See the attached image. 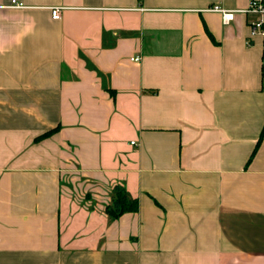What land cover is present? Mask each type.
Masks as SVG:
<instances>
[{"label":"crops","instance_id":"obj_1","mask_svg":"<svg viewBox=\"0 0 264 264\" xmlns=\"http://www.w3.org/2000/svg\"><path fill=\"white\" fill-rule=\"evenodd\" d=\"M11 1L0 264H264L260 38L210 10L248 0Z\"/></svg>","mask_w":264,"mask_h":264},{"label":"built area","instance_id":"obj_2","mask_svg":"<svg viewBox=\"0 0 264 264\" xmlns=\"http://www.w3.org/2000/svg\"><path fill=\"white\" fill-rule=\"evenodd\" d=\"M11 7L22 8L25 5L16 0H12L10 3ZM210 10L220 13L222 21L224 23L232 20L237 13L252 14L253 18L249 22L250 27V37L254 39L255 37L260 38L261 45V57H260V72L261 78L264 80V0H248V4L245 8L228 10L224 9L219 5H213ZM61 7L51 8V17L58 19L60 17ZM247 44H251L252 41L246 40ZM137 59V57L135 58Z\"/></svg>","mask_w":264,"mask_h":264},{"label":"trees","instance_id":"obj_3","mask_svg":"<svg viewBox=\"0 0 264 264\" xmlns=\"http://www.w3.org/2000/svg\"><path fill=\"white\" fill-rule=\"evenodd\" d=\"M136 207L137 200L131 198L124 187L115 185L113 187L112 201L106 206L105 211L111 218H116L126 211L135 210Z\"/></svg>","mask_w":264,"mask_h":264},{"label":"rangeland","instance_id":"obj_4","mask_svg":"<svg viewBox=\"0 0 264 264\" xmlns=\"http://www.w3.org/2000/svg\"><path fill=\"white\" fill-rule=\"evenodd\" d=\"M253 16L251 15L250 18H252Z\"/></svg>","mask_w":264,"mask_h":264}]
</instances>
